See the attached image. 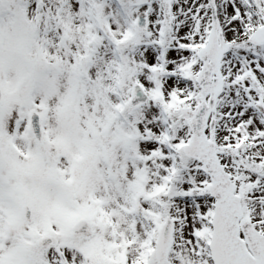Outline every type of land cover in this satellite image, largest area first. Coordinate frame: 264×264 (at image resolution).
<instances>
[{
	"label": "snow or ice",
	"instance_id": "snow-or-ice-1",
	"mask_svg": "<svg viewBox=\"0 0 264 264\" xmlns=\"http://www.w3.org/2000/svg\"><path fill=\"white\" fill-rule=\"evenodd\" d=\"M0 264H264V0H0Z\"/></svg>",
	"mask_w": 264,
	"mask_h": 264
}]
</instances>
